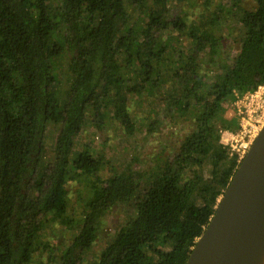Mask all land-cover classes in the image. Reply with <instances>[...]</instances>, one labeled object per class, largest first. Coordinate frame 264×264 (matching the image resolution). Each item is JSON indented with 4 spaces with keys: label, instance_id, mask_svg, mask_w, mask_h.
<instances>
[{
    "label": "trees",
    "instance_id": "16d2710c",
    "mask_svg": "<svg viewBox=\"0 0 264 264\" xmlns=\"http://www.w3.org/2000/svg\"><path fill=\"white\" fill-rule=\"evenodd\" d=\"M203 1L189 21L199 0H0V264H32L49 218L75 235L38 264H186L239 166L221 143L223 131L239 128L227 105L264 84V0L252 9L234 2L245 34L231 67L210 81L202 72L216 65L225 12ZM131 7L138 17L128 24ZM66 51L73 57L63 68ZM152 92L193 129L146 182L115 171L99 179L102 153L82 140L88 123L133 138L144 120L131 109ZM71 183L86 197L78 216ZM127 203L134 214L88 261L102 219Z\"/></svg>",
    "mask_w": 264,
    "mask_h": 264
},
{
    "label": "rangeland",
    "instance_id": "374dc122",
    "mask_svg": "<svg viewBox=\"0 0 264 264\" xmlns=\"http://www.w3.org/2000/svg\"><path fill=\"white\" fill-rule=\"evenodd\" d=\"M235 1L237 0H217L211 7L214 10L221 2V4H224L225 16L219 31L221 41L215 46V50L218 52L216 65L214 63L210 66L205 65L202 79L206 78L210 81L215 71L228 70L240 49L245 29L239 11L233 6ZM199 2L201 5L199 8L189 11V21L195 20L199 12L204 8L205 1L199 0ZM54 4L56 5V3ZM238 4L245 9H252L256 3L255 0H239ZM129 11L128 24H131L138 17V8L131 7ZM58 36L61 39L62 33H59ZM165 41L175 42L172 36L166 37ZM72 57L73 54L66 51L63 57L64 63L62 62L63 68H65V64ZM58 81L60 89H58L56 97L61 100V96L65 95L64 90L67 89L66 76L59 73ZM208 82L206 80L207 84H209ZM155 96L154 92L148 93L144 100H141V104H135L131 109L132 113L136 114V117H139L142 121L144 120L141 131L133 138L125 137L121 128L112 126H107L103 131L95 133L92 125L88 123L82 140L87 144H91L102 153L103 167L99 174V179H105L111 171H115L133 175L140 183H143L151 172H160L164 168L163 159L165 160L171 152L175 151L185 136L193 129L188 116L178 118L174 115L172 102L159 104L160 94L157 97ZM156 98L157 102L152 105ZM236 101L237 99L228 103L226 117L236 118L239 124V119L234 111ZM87 112V117H92V109H88ZM55 127L56 124L53 123L47 125L45 134L46 157L43 163L48 162L49 155H52ZM237 131L225 132L227 133L225 135H228V133L235 134ZM68 188L73 206L71 211L73 213L76 212L78 216L81 211L78 207L86 201V197L78 198L77 193H75L78 188L76 184L71 183ZM133 214L131 203H127L115 207L102 219L98 239L87 255L88 261L95 259L99 255L115 232ZM42 228V236L36 244V252L39 255L35 257L32 264H38L39 259L46 263L52 249H54L55 255L59 256L60 250L57 248H63L68 245L75 235V231L66 230L59 221H54L50 218L43 220Z\"/></svg>",
    "mask_w": 264,
    "mask_h": 264
},
{
    "label": "water",
    "instance_id": "95a60500",
    "mask_svg": "<svg viewBox=\"0 0 264 264\" xmlns=\"http://www.w3.org/2000/svg\"><path fill=\"white\" fill-rule=\"evenodd\" d=\"M264 257V124L186 264H260Z\"/></svg>",
    "mask_w": 264,
    "mask_h": 264
},
{
    "label": "built area",
    "instance_id": "2783aa9c",
    "mask_svg": "<svg viewBox=\"0 0 264 264\" xmlns=\"http://www.w3.org/2000/svg\"><path fill=\"white\" fill-rule=\"evenodd\" d=\"M234 111L239 119V129L235 134L224 135L223 142L240 164L264 124V84L254 92L237 97Z\"/></svg>",
    "mask_w": 264,
    "mask_h": 264
},
{
    "label": "flooded vegetation",
    "instance_id": "af4514ba",
    "mask_svg": "<svg viewBox=\"0 0 264 264\" xmlns=\"http://www.w3.org/2000/svg\"><path fill=\"white\" fill-rule=\"evenodd\" d=\"M256 90H257V89H256ZM253 92H254V91H253ZM248 93H250V92H248ZM245 94H247V93H245ZM245 94L237 95V96H236V99H237V97H239V96H243V95H245ZM237 130H238V129H237ZM237 130H236V131H237ZM223 132H224V133H223ZM223 132H222V134H221V143H222V144H224V142H223V136H224L225 134H227V133H225V132H233V131H226V130H225V131H223ZM224 145H225V144H224ZM225 146H227V145H225ZM230 155H231V154H230Z\"/></svg>",
    "mask_w": 264,
    "mask_h": 264
},
{
    "label": "bare ground",
    "instance_id": "6f19581e",
    "mask_svg": "<svg viewBox=\"0 0 264 264\" xmlns=\"http://www.w3.org/2000/svg\"><path fill=\"white\" fill-rule=\"evenodd\" d=\"M260 264H264V257H263V260H262V262Z\"/></svg>",
    "mask_w": 264,
    "mask_h": 264
}]
</instances>
